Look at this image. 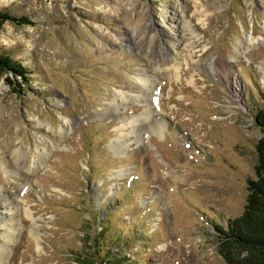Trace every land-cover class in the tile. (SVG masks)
I'll return each instance as SVG.
<instances>
[{
    "label": "rangeland",
    "instance_id": "374dc122",
    "mask_svg": "<svg viewBox=\"0 0 264 264\" xmlns=\"http://www.w3.org/2000/svg\"><path fill=\"white\" fill-rule=\"evenodd\" d=\"M190 1L0 0L33 21L0 25L32 72L0 76L1 264H225L216 226L262 135L264 0Z\"/></svg>",
    "mask_w": 264,
    "mask_h": 264
},
{
    "label": "trees",
    "instance_id": "16d2710c",
    "mask_svg": "<svg viewBox=\"0 0 264 264\" xmlns=\"http://www.w3.org/2000/svg\"><path fill=\"white\" fill-rule=\"evenodd\" d=\"M6 21L18 25L33 24L24 14L0 11V25ZM31 73L20 61L0 53V76L10 85L15 84L17 78L27 84ZM13 90L19 92L16 87ZM253 118L262 133L255 144V178L247 180L248 194L241 214L229 218L224 226H216L219 232L218 253L225 264H264V107L256 109ZM118 259L112 255L102 264H118ZM80 260L82 264H96L90 257Z\"/></svg>",
    "mask_w": 264,
    "mask_h": 264
},
{
    "label": "bare ground",
    "instance_id": "6f19581e",
    "mask_svg": "<svg viewBox=\"0 0 264 264\" xmlns=\"http://www.w3.org/2000/svg\"><path fill=\"white\" fill-rule=\"evenodd\" d=\"M187 2L188 3H190L191 1L190 0H187ZM194 4V3H193ZM216 65V63L214 64V66ZM138 82H139V87H137L138 88V90H140L141 91V89L143 88V87H145V81H144V79H142V80H140V79H138ZM123 98H125V95L123 96ZM116 109V108H115ZM147 116L148 115H146V118H147ZM161 128V124L160 123H156L155 124V129L157 130V129H160ZM5 237V239L8 241V242H12V239L10 238V236L9 235H6V236H4ZM3 248L4 247H1L0 248V264L2 263V259H3V257H4V251H3Z\"/></svg>",
    "mask_w": 264,
    "mask_h": 264
}]
</instances>
